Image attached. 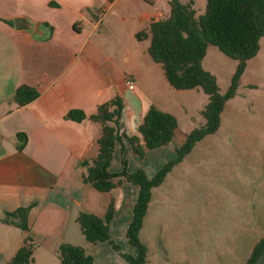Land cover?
Wrapping results in <instances>:
<instances>
[{
    "label": "crops",
    "instance_id": "1",
    "mask_svg": "<svg viewBox=\"0 0 264 264\" xmlns=\"http://www.w3.org/2000/svg\"><path fill=\"white\" fill-rule=\"evenodd\" d=\"M178 1L186 4L189 0ZM169 2L0 0V264H7L25 236L36 250L47 253L51 264L61 244L82 247L93 264L97 260L113 264L109 245L86 242L76 222L80 212L103 217L111 200L115 214L110 237L128 242L125 233L138 189L124 178L114 181L116 187L110 193H100L83 183L81 163L96 157L101 129L88 119L74 122L65 115L79 110L89 117L99 105L118 96L124 105L125 133L137 136L144 145L138 126L151 107L170 113L158 94L159 87L170 92L162 79L156 80L160 65L147 54L149 39L137 41L135 35L147 31L152 22L166 19ZM18 18L33 29L17 30L14 20ZM263 60L264 38L258 54L247 62L246 71L259 65L263 74ZM127 80L134 83L133 90L127 88ZM21 85L35 88L39 96L17 107L7 99ZM18 134L26 136L21 151L17 149L22 145ZM123 146L122 155L116 147L111 173L122 170V159L129 172L141 168L138 164L129 166L126 155L133 152L128 142ZM28 206V232L2 221L6 212ZM260 240L253 243L252 250ZM55 264H60L59 260Z\"/></svg>",
    "mask_w": 264,
    "mask_h": 264
},
{
    "label": "rangeland",
    "instance_id": "2",
    "mask_svg": "<svg viewBox=\"0 0 264 264\" xmlns=\"http://www.w3.org/2000/svg\"><path fill=\"white\" fill-rule=\"evenodd\" d=\"M205 4L194 0L196 15L204 13ZM236 65L214 46L201 62L220 92L228 89ZM156 68L157 82L162 79L170 92L159 87L158 94L177 129L163 149L148 151L142 159L126 155L130 167L141 165L149 177L174 158L186 134L205 123L200 112L208 101L200 89H172ZM246 68L236 96L225 104L218 131L197 143L154 191L139 233L147 249L145 264H246L253 243L264 239V69L262 74L259 65ZM114 241L121 253L135 255L128 242ZM109 248L113 264H127ZM49 260L46 252L34 249V264H51Z\"/></svg>",
    "mask_w": 264,
    "mask_h": 264
},
{
    "label": "trees",
    "instance_id": "3",
    "mask_svg": "<svg viewBox=\"0 0 264 264\" xmlns=\"http://www.w3.org/2000/svg\"><path fill=\"white\" fill-rule=\"evenodd\" d=\"M153 4V0H142ZM202 15H196L193 1L186 4L170 0V11L166 19L152 22L147 31L135 35L137 41L149 39L147 54L150 60L160 65L169 86L177 91L200 89L207 96V104L200 115L205 123L194 127L186 134L182 143L175 148L174 158L166 162L152 177L144 169L129 172L127 162L122 159L119 173L109 171L116 147L124 152V141L131 146L133 154L143 158L145 151L168 146L177 129L174 116L151 107L144 115L138 133L144 145H140L137 136H128L122 122L123 100L116 96L98 106L95 114L86 117L82 111L71 110L65 119L82 122L90 120L99 124L101 134L97 139L98 153L90 161H83V183L100 193H110L115 189V180L124 178L138 189L132 208V218L126 229L128 244L135 249V255L121 253L120 247L110 237V224L115 214L114 201L111 200L103 217L80 212L76 218L79 230L90 244L107 243L111 249L127 264H145L147 249L139 238L143 220L146 216L151 196L159 188L173 167L181 163L191 150L205 137L216 133L221 125V114L225 104L233 99L240 86L246 63L259 52L260 42L264 38V0H205ZM209 46L218 50L237 63L230 85L220 92L216 78L205 71L201 62ZM39 93L33 87L21 85L14 89L7 101L17 107L33 102ZM21 151L26 142L24 134ZM31 206L6 212L3 222L13 225L23 233L28 232V215ZM35 245L29 236L22 239L21 246L7 264H32ZM264 251V239L253 248L246 264H256ZM60 264H93V258L80 246L61 244L56 251Z\"/></svg>",
    "mask_w": 264,
    "mask_h": 264
},
{
    "label": "water",
    "instance_id": "4",
    "mask_svg": "<svg viewBox=\"0 0 264 264\" xmlns=\"http://www.w3.org/2000/svg\"><path fill=\"white\" fill-rule=\"evenodd\" d=\"M15 28L17 30H32V26L26 20L18 18L14 20ZM256 264H264V251L260 254Z\"/></svg>",
    "mask_w": 264,
    "mask_h": 264
},
{
    "label": "built area",
    "instance_id": "5",
    "mask_svg": "<svg viewBox=\"0 0 264 264\" xmlns=\"http://www.w3.org/2000/svg\"><path fill=\"white\" fill-rule=\"evenodd\" d=\"M109 2H113V1H115V0H108ZM126 86H127V88L129 89V90H133L134 89V83L132 82V81H130V80H127L126 81Z\"/></svg>",
    "mask_w": 264,
    "mask_h": 264
}]
</instances>
